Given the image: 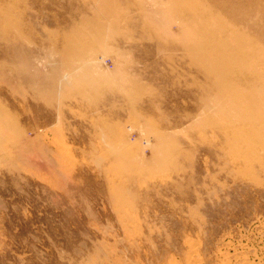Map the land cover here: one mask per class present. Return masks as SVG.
I'll use <instances>...</instances> for the list:
<instances>
[{
  "label": "rangeland",
  "instance_id": "obj_1",
  "mask_svg": "<svg viewBox=\"0 0 264 264\" xmlns=\"http://www.w3.org/2000/svg\"><path fill=\"white\" fill-rule=\"evenodd\" d=\"M0 264H264V0H0Z\"/></svg>",
  "mask_w": 264,
  "mask_h": 264
}]
</instances>
